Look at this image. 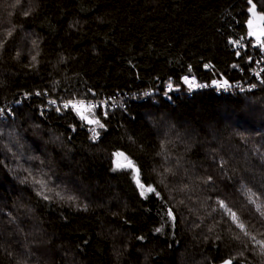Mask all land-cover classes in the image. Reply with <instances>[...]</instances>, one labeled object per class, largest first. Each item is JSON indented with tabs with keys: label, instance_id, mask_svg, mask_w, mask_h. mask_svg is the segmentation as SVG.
Instances as JSON below:
<instances>
[{
	"label": "trees",
	"instance_id": "obj_1",
	"mask_svg": "<svg viewBox=\"0 0 264 264\" xmlns=\"http://www.w3.org/2000/svg\"><path fill=\"white\" fill-rule=\"evenodd\" d=\"M253 3L264 18V0ZM250 7L0 0V106L14 115L0 119V264H264V73H251L262 44ZM185 76L205 87L189 95ZM118 91L156 94L88 119L45 110L46 96ZM129 161L159 196L141 195L135 170L118 167Z\"/></svg>",
	"mask_w": 264,
	"mask_h": 264
},
{
	"label": "built area",
	"instance_id": "obj_2",
	"mask_svg": "<svg viewBox=\"0 0 264 264\" xmlns=\"http://www.w3.org/2000/svg\"><path fill=\"white\" fill-rule=\"evenodd\" d=\"M254 31L257 34V36H259V39L258 38L256 39L257 45H261L262 44L261 41H264V29L262 27H260L259 25H257ZM237 47L242 48V49L244 48L243 45H238ZM261 49H262V55L259 56V59L256 61L255 67H253V69L251 70L252 75L258 80H260L261 76L264 73V45H261ZM189 79L194 80L195 83L197 84V81L195 78L189 77ZM239 87L241 88L242 85H239ZM197 88L198 87L193 88L190 91L188 90L189 95H192L197 90ZM221 88L222 87H218V86L215 87L216 90L217 89L221 90L220 92L225 90V87H223L222 89ZM229 88L230 87L227 86V89H229ZM234 88H236V87H234ZM166 90H168V88ZM166 93H171V91H167ZM154 94H156L154 91H148L147 95L144 93H142L140 95V93H138V92L137 93H131V92H120V91H118V92L114 93L112 96L97 98L93 101H90L87 98L58 100V99L46 96L45 100L47 103V107L45 108V110L55 109L57 111V113H59V114L63 113L64 111L71 110L80 118L82 116H84V117H86V119H88L90 117V115L88 114V111H87L88 109H100L103 112L114 111L115 109L126 108L127 105H129V103L136 101L140 98L141 99H147L150 96H153ZM81 101L83 102L82 104L79 103ZM21 102L22 101L19 100L16 102V104H20ZM69 102H71V103H69ZM65 104H69V106L65 107L64 106ZM72 104H77V108L79 109V111L77 110V108H73ZM93 105H99V107H92ZM9 117L14 118V115L12 112V107L10 105L0 106V119L5 120ZM91 135L93 138L97 137L96 132H91Z\"/></svg>",
	"mask_w": 264,
	"mask_h": 264
},
{
	"label": "snow or ice",
	"instance_id": "obj_3",
	"mask_svg": "<svg viewBox=\"0 0 264 264\" xmlns=\"http://www.w3.org/2000/svg\"><path fill=\"white\" fill-rule=\"evenodd\" d=\"M248 3L251 5V7L248 9V11L250 13L255 14L256 5L253 3V0H248ZM248 23H249V26L251 27L252 21L249 20ZM249 35H257V34L255 32H253V31H250L249 32ZM257 38L259 39V36H257ZM233 43H238V42L237 41H233ZM261 43H262V45H264V41H261ZM33 59H35V57H33ZM206 67H208V66L206 65ZM183 80H184V83L188 85V87H189L190 90L193 89V88H196V87H205V85H198V84H196L194 80H190L189 77H187V76L183 77ZM213 83L216 84L218 87H225V86H227V81H224L223 84H221L220 81H214ZM167 88H168L169 91H173L174 90L173 89V85H172L171 82L168 83ZM146 95H147V93H146ZM165 95H167V93H165ZM69 103H71V102H69ZM79 103L82 104L83 102L81 101ZM64 106L65 107H68L69 104H65ZM72 107L73 108H77V104H72ZM92 107H99V105H93ZM77 110L79 111L78 108H77ZM103 114L106 116L107 115V112H104ZM81 118L82 119H86V117H84V116H82ZM88 122L89 123H95V124L99 125V127H101V128L104 127V125L100 123L99 119L89 120ZM116 156L117 157L123 156V153H119L118 152V153H116ZM118 167H128V168H132V169L135 170V172H136V183L141 188V195H144V192L147 191L149 193H153V194L159 196V193L156 192L155 188L149 186V187H147L145 189V185L143 183H141V181L139 179V172H140V170L138 168H136V166L131 161H129L125 165H119L118 164ZM209 179H211V178L209 177ZM44 198L45 199H48L47 196H45ZM252 202H254V201H252ZM219 204H220L221 207L227 208V206L224 204L223 201H220ZM228 212H229V215H230L232 221L234 223H236L237 227L240 228L241 231L244 232L245 235H250L247 232V230L245 228V225L243 223H240L239 222V218L236 216V214L235 213H232L230 209L228 210ZM168 215L169 216H172L171 209L168 210ZM261 215H264V212H262ZM172 219H175V217L172 216ZM157 231H159V229H157ZM141 239H143V238L141 237ZM252 239H255V238L252 237ZM261 243L264 244V242H261ZM261 251L264 252V247H262ZM223 264H233V261H232V259H226V260L223 261Z\"/></svg>",
	"mask_w": 264,
	"mask_h": 264
},
{
	"label": "rangeland",
	"instance_id": "obj_4",
	"mask_svg": "<svg viewBox=\"0 0 264 264\" xmlns=\"http://www.w3.org/2000/svg\"><path fill=\"white\" fill-rule=\"evenodd\" d=\"M263 15L259 14L256 9H255V14L252 13V24H251V31L254 32L255 28L257 25H259L260 27L263 25ZM252 36V35H251ZM96 120V119H95ZM47 176H45L44 179H42L41 183L44 187H46L48 185V179L46 178Z\"/></svg>",
	"mask_w": 264,
	"mask_h": 264
},
{
	"label": "bare ground",
	"instance_id": "obj_5",
	"mask_svg": "<svg viewBox=\"0 0 264 264\" xmlns=\"http://www.w3.org/2000/svg\"><path fill=\"white\" fill-rule=\"evenodd\" d=\"M88 100H90V101H93V100H95L96 98H87Z\"/></svg>",
	"mask_w": 264,
	"mask_h": 264
},
{
	"label": "water",
	"instance_id": "obj_6",
	"mask_svg": "<svg viewBox=\"0 0 264 264\" xmlns=\"http://www.w3.org/2000/svg\"><path fill=\"white\" fill-rule=\"evenodd\" d=\"M127 164V163H126ZM125 165V164H124Z\"/></svg>",
	"mask_w": 264,
	"mask_h": 264
}]
</instances>
